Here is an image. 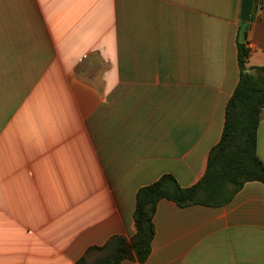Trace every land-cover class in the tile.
<instances>
[{
  "label": "crops",
  "instance_id": "crops-1",
  "mask_svg": "<svg viewBox=\"0 0 264 264\" xmlns=\"http://www.w3.org/2000/svg\"><path fill=\"white\" fill-rule=\"evenodd\" d=\"M241 1L0 0V264H264L258 179L159 198L147 255L131 244L140 186L205 175L237 44L264 66V0L246 35Z\"/></svg>",
  "mask_w": 264,
  "mask_h": 264
},
{
  "label": "trees",
  "instance_id": "trees-1",
  "mask_svg": "<svg viewBox=\"0 0 264 264\" xmlns=\"http://www.w3.org/2000/svg\"><path fill=\"white\" fill-rule=\"evenodd\" d=\"M247 54L244 44L238 43L239 78L225 104L221 136L209 151L207 169L201 180L183 187L173 175L163 173L138 188L134 210L135 232L131 244L139 258L145 257L149 251L153 234L151 215L159 198H172L179 204L194 201L201 184L215 178L233 182V190L244 180L264 181V163L255 151L256 127L260 110L264 107V66L246 67ZM124 255L116 251L115 262ZM108 256L94 262L82 256L74 264H104Z\"/></svg>",
  "mask_w": 264,
  "mask_h": 264
},
{
  "label": "water",
  "instance_id": "water-1",
  "mask_svg": "<svg viewBox=\"0 0 264 264\" xmlns=\"http://www.w3.org/2000/svg\"><path fill=\"white\" fill-rule=\"evenodd\" d=\"M258 0H242L240 9V18L245 22L243 35H246L249 23L254 18V13L257 9Z\"/></svg>",
  "mask_w": 264,
  "mask_h": 264
}]
</instances>
